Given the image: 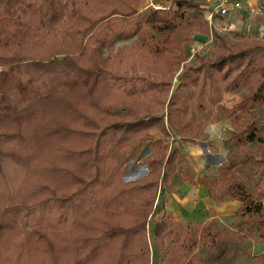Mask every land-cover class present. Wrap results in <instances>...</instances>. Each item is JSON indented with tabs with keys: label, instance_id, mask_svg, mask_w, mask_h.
Masks as SVG:
<instances>
[{
	"label": "trees",
	"instance_id": "1",
	"mask_svg": "<svg viewBox=\"0 0 264 264\" xmlns=\"http://www.w3.org/2000/svg\"><path fill=\"white\" fill-rule=\"evenodd\" d=\"M139 2L0 0V175L4 163L29 175L18 198L0 207V264H43L34 260L41 254L59 264V252L60 264H207L190 255L197 245L190 224L181 227L162 213L150 225L149 246L145 237L155 210L163 209L156 192L171 179L173 154L147 158L143 179L121 184L123 165L111 167L109 153L142 130L164 134L173 114L194 113L184 128L193 121L206 125L200 114L243 87L249 93L226 110L232 130L226 144L234 151L224 156L217 177L202 176L196 184L215 204H240L236 227L246 226L244 238L253 230L263 237L264 206L235 169L264 175V39L232 51L227 36L212 33L218 52L207 59L196 54L183 67L165 114L154 116L162 105L151 95L162 90L141 65L151 58L176 68L191 30L206 32V23L191 0H173L165 11H138ZM258 21L264 26V13ZM123 42L129 46L114 53ZM120 52L134 54L140 66L112 69L109 58ZM185 88L191 104L181 101L182 109L171 110ZM255 258L264 264V254Z\"/></svg>",
	"mask_w": 264,
	"mask_h": 264
},
{
	"label": "rangeland",
	"instance_id": "2",
	"mask_svg": "<svg viewBox=\"0 0 264 264\" xmlns=\"http://www.w3.org/2000/svg\"><path fill=\"white\" fill-rule=\"evenodd\" d=\"M140 2H142V0H140ZM150 6L151 5H149L148 9H150ZM247 7L248 8H245V6L243 8L241 7V10L235 11L236 15L234 12H231L225 18H215L210 24L205 22L206 32L205 30H202V28H193L191 30L192 42L184 45L183 61L181 60L176 68L167 67L168 63H165L164 60L146 58V63L141 66L144 69H147L151 76H154L153 78L157 83H160V88L162 90L160 93L151 95V97L154 98V103L158 102L162 105L161 111H156L154 116L165 114L166 105L169 101L170 95L178 89V83L180 82L179 77L183 67L191 64V62L195 60L196 54L200 55L202 59H207L209 56L213 55V51L218 52L217 49L213 47V42H211L212 33L227 36V43L226 41L224 42L226 45L228 44L231 46L232 51L238 50V48L242 47V45L247 42L257 40L261 41L264 39V26H262L258 21L259 17L264 12L262 6L260 5V1ZM137 9H139L138 11H146L141 9L140 4H138ZM177 35L178 34L174 37L176 40L179 39ZM129 43L130 42H123L116 44L114 53L123 48V45L129 46ZM120 53L121 54H117L118 56H116L115 59L113 53L112 56H110L109 65L112 69L115 68L119 70L124 66H129V64H134V68H138L140 66H138L137 61L133 59L135 56L134 54L130 53L127 55L125 53L123 54V52ZM219 53H221V51ZM102 57H105L104 53L102 54ZM118 58H126V61H121ZM174 83H176V87L171 93V87ZM248 93L249 89L247 87H243V89L239 90L235 94L224 96L221 100L222 102L214 107L212 111L200 114L202 119L209 120L211 124L221 119H225L226 110L233 107L239 101L238 99L240 97ZM176 99L177 105L170 108L171 110L182 109V107L178 106L181 101L191 104L190 89L185 88L184 90H179L176 95ZM259 108L255 109L256 113L259 112ZM172 117L171 121H173V125L171 124V129L167 127L168 130H165L164 134L160 133L158 129L155 128L142 130L139 135L135 137L132 136L124 147L113 149L109 153V164L111 167L119 164L123 165L122 169L124 174L121 179V184L132 181H141L142 179L133 180L131 178H124L125 175L128 177L125 172L127 171L128 173L129 171H132L131 169L134 167H137V170L144 167L143 165H146L144 161L147 158L153 157L156 154L165 159L167 156L173 154L174 172L172 176L174 178L171 176L172 183L168 182L167 184H162V187H158L159 190L156 192V194H159L160 192V201L164 207L162 206L163 209L158 207L157 210H155L154 217L148 221L149 224L145 234L148 246L151 243V238L149 236L150 225L154 220L159 218L161 212L172 210V212L176 214L180 211H187L188 213L185 214L187 216L186 219L174 218L172 221H177L181 227H185L190 224L189 228L191 234L197 237V245L190 255L196 259L198 257V260L200 259L207 264H259V261L255 258V256L264 254V229L262 231V238H259L258 231L254 230L252 231L253 234L251 239L244 238V235H246V226L239 229L236 227L237 223L240 221V217L236 215L240 204L232 203V205H227L223 208L224 205H221V203L215 204L213 199L204 198L200 201L198 198H192L190 194H188L189 196H185L187 200L186 204L181 205L176 201L182 199H179V195L175 189L177 184L181 182L193 183L196 177L197 180L201 177L200 173L195 172L190 166L186 167L185 156L187 153L186 149L198 147L196 146L195 141L198 142L199 140H205L202 130L207 125L198 126L194 123V121H191V125L184 128L187 121L194 120V118H196L194 117V113L191 111H188L185 116L177 117V114H173ZM112 121H117V119H113L111 122ZM165 122L164 118V124ZM231 131L226 132L223 146L219 152H217L221 155L218 157V161L210 166L209 170L202 173V176L217 177L218 169H216V166L223 162V156L234 151L232 147L230 148V146L226 144V140L228 139ZM195 135L200 137L197 138ZM182 138H192V140L188 141L183 140ZM1 147L8 148L9 143L2 144ZM215 151L216 150H213V152ZM235 174L241 178L244 188L249 191L251 197L264 206V175L260 176L258 171L252 167H239L235 169ZM28 176L29 175L26 170L23 172V170L11 163H4V165H2V174L0 175V207L2 205H9L11 202L15 201V198H18V192L21 190L24 191L25 189V184L22 182L25 177ZM134 178L138 177L134 175ZM158 179L159 176L155 177L153 181H158ZM228 204H231V202L228 201ZM58 254L60 258H57L59 259L57 263L60 264L61 254L60 252ZM48 259L51 261L53 259V255L41 254V256H35L34 258L36 262L43 260V264H50L46 263ZM152 260L156 263L158 255L154 253ZM192 264L197 263L193 262Z\"/></svg>",
	"mask_w": 264,
	"mask_h": 264
},
{
	"label": "crops",
	"instance_id": "3",
	"mask_svg": "<svg viewBox=\"0 0 264 264\" xmlns=\"http://www.w3.org/2000/svg\"><path fill=\"white\" fill-rule=\"evenodd\" d=\"M172 1L173 0H144V1L142 0V2H140L139 4L142 10H147L149 8V5H155V6L162 8V7L169 6ZM191 1L197 2L199 4V7L202 9V12L211 11L213 7V0H191ZM237 1L240 3L239 10H241V7L243 8L245 6V8H248L247 6L253 5L256 2L260 1V5L262 6L263 11H264V0H237ZM235 13L236 12H234V14ZM206 125L207 126H205L204 129L202 130L205 136V140H201V141L199 140L198 142L195 141L196 146L198 147L193 148V149H186L187 153L185 156L186 167L190 166L191 169H193L195 172L200 173L201 177L199 179L202 178V173H205L206 170L210 169V166H212L218 161V157L221 155H219L217 152H219V150L223 146V142L225 141L224 138L226 136V132L231 131L230 122L227 116L225 119H221L212 124L209 123ZM213 150H216V151L213 152ZM223 157H222V160L224 159ZM222 163L223 162L219 163L216 166L217 167L216 169H218L220 164ZM143 166L144 167L139 168V170H137L138 169L137 167H136L137 169L134 167L131 169L132 171H129L128 173L126 171L125 174H127L128 177H126L125 175L124 178H127V179L131 178L133 180L143 179V177L146 175L148 171L147 166L146 165H143ZM134 175L137 176L138 178H134ZM196 181H197V177L193 181V183L181 182L176 185L175 189L177 191V194L179 195V199L182 198L181 200H176L179 204L184 205L187 203L185 196L186 195L189 196L188 194H190L192 198L193 197L195 199L198 198L200 201H202L204 198H209L208 191L205 189V187L203 185L201 186V185L196 184ZM169 183H172V179L169 181ZM228 201H229L228 199H223L220 202L221 205H224L223 208H225L227 205H232V203L237 204L236 201H232V202L229 201L231 202V204H228ZM162 213L169 215L171 219L174 220V218H185L186 219L187 216L185 214H187L188 212L180 211L175 214L172 212V210H169V211L161 212V214Z\"/></svg>",
	"mask_w": 264,
	"mask_h": 264
},
{
	"label": "built area",
	"instance_id": "4",
	"mask_svg": "<svg viewBox=\"0 0 264 264\" xmlns=\"http://www.w3.org/2000/svg\"><path fill=\"white\" fill-rule=\"evenodd\" d=\"M168 7V6H167ZM167 7H158L151 5L152 9L167 10ZM240 3L237 0H213V7L211 11H205L203 13V19L210 24L215 18H225L229 13L239 10Z\"/></svg>",
	"mask_w": 264,
	"mask_h": 264
},
{
	"label": "water",
	"instance_id": "5",
	"mask_svg": "<svg viewBox=\"0 0 264 264\" xmlns=\"http://www.w3.org/2000/svg\"><path fill=\"white\" fill-rule=\"evenodd\" d=\"M175 87H176V83H174L173 85H172V89H171V93L175 90Z\"/></svg>",
	"mask_w": 264,
	"mask_h": 264
}]
</instances>
